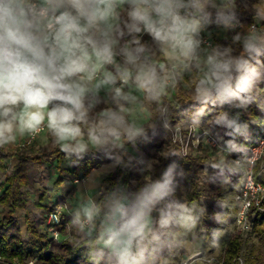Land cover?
Here are the masks:
<instances>
[{
	"label": "clouds",
	"instance_id": "9594fccd",
	"mask_svg": "<svg viewBox=\"0 0 264 264\" xmlns=\"http://www.w3.org/2000/svg\"><path fill=\"white\" fill-rule=\"evenodd\" d=\"M260 5L0 0V147L44 128L70 162L90 153L111 162L79 182L70 209L72 227L87 242L89 264H170L175 253L199 247L195 237L207 209L177 197L185 173L176 162L154 179L158 161L141 160L144 177L135 190L117 185L105 191L102 181L115 167L129 165L130 146L149 141L150 133L178 131L167 94L185 84L194 106L188 124L199 127L220 109L204 129L206 136L224 129L210 140L218 156L208 167L221 177L247 169L250 159L239 141L248 139L249 123L223 109L247 110L264 85ZM241 8L251 12V24L240 21ZM213 26L231 34L228 42H213ZM144 110L152 113L147 122L139 118ZM233 154L238 158L229 159ZM209 236L218 246L221 233L214 229Z\"/></svg>",
	"mask_w": 264,
	"mask_h": 264
},
{
	"label": "trees",
	"instance_id": "16d2710c",
	"mask_svg": "<svg viewBox=\"0 0 264 264\" xmlns=\"http://www.w3.org/2000/svg\"><path fill=\"white\" fill-rule=\"evenodd\" d=\"M262 2L261 0V4ZM238 17L245 25L253 22V16L243 8L240 9ZM185 93H187L185 90L179 88L175 102L172 104L173 123L182 122L186 117L185 113L191 114L194 111L193 97L191 94ZM219 110L213 109L203 117L201 126L209 125L212 116ZM223 110H227L233 115L239 112L240 120L249 123L248 139L239 141L246 145V149L256 146L264 138V85L259 87L256 102L252 103L247 110L229 109L227 106ZM212 131L216 135L223 136L224 134V129L214 128ZM158 137V132L155 135L150 133L149 141L140 143L136 147L150 156L157 149ZM224 139H228V137H224ZM168 143V156L167 158L159 157V162L163 164L160 169L159 167L156 169L152 175L153 178H159L162 167L164 169L170 163L176 162L185 173L183 178L188 181L189 187L184 199L200 201L207 209V216L197 232L203 239V246L205 247L210 243L209 234L212 230H218L221 233L218 245L221 247L223 264H240L241 251L244 245L243 237L241 234L226 230V225L234 223L237 210L236 192L240 189L242 173H225L226 178L218 176L215 170L208 167L210 162L214 161L210 157L183 155L179 151L178 145L174 144L172 140ZM7 158H15L17 163L5 172L6 181L0 184V209L3 213V216L0 217V256L7 262L18 260L23 264H26L25 261L29 258H36V264H89L86 255L87 242L81 235L76 234L72 239L60 243L46 239L44 226L47 217L51 211L57 208L59 203L49 205L45 201H51L59 195L62 184L70 174L73 177H78L80 174L85 177L94 169H98L110 161L102 154L90 153L83 160L72 163L70 172L60 171V176L51 188L41 190L35 187L30 174V166L34 164L42 169L44 160L47 159L56 160L60 166L67 158L59 148L33 155L23 152L4 153L0 150V162ZM125 160L129 161L126 158ZM130 166L131 161L127 167L119 166L113 173L108 174L104 181L107 184L105 191L117 185L135 190L143 179H139L138 185L135 187L133 181L136 177ZM202 173L208 174L207 177L200 178ZM178 191L179 189L176 192L177 197H179ZM217 202L225 204L226 207L221 209ZM19 210L23 211L26 219L25 234H22L16 216ZM217 213L221 214L216 217L221 221L220 223H217L216 219L213 218ZM67 224L71 225V217L64 215L63 226L60 229L65 231ZM252 226L255 234L259 237L261 247H264V211L252 212ZM214 250L213 246L211 251ZM258 257L253 255L252 259H248V264H264V261L257 262ZM260 258L262 259L261 256ZM0 264L5 263L0 262Z\"/></svg>",
	"mask_w": 264,
	"mask_h": 264
},
{
	"label": "rangeland",
	"instance_id": "374dc122",
	"mask_svg": "<svg viewBox=\"0 0 264 264\" xmlns=\"http://www.w3.org/2000/svg\"><path fill=\"white\" fill-rule=\"evenodd\" d=\"M261 10H264V0H262ZM248 14L252 15L250 11L246 10ZM212 32V37L216 38V42L220 43H226V37L228 36L230 39V33H224L222 30L213 27L210 29ZM145 40L148 39L147 36L144 37ZM179 88L182 90H185L187 93L185 94H191L187 84L182 85L181 87H178L177 89L174 90V93L172 95V92L167 94V99L171 102V105L175 102V98L177 96V92L179 91ZM189 92V93H188ZM193 97V96H192ZM143 113V114H142ZM142 114V115H141ZM186 116V113H185ZM139 118L144 120V121H149L152 118V113L148 112L147 110H144V112H141L139 114ZM174 126L178 129V131L173 135V134H164L162 131H158V140L156 143V150L149 156L147 154H140L138 156H129L131 159V170L134 172V175L136 179L133 181L134 186L136 187L138 185L139 179H143L144 173L140 171V168L142 165L139 163L141 160H148V159H153L157 160L158 163L154 165V170L152 172V175L155 173L156 169L162 166L163 163L159 162V157H166L168 156V146H169V141L172 140V142L176 145H178L179 151L183 155H204L207 157H210L212 160H216L218 156V151L216 147H213L208 144L206 138H202L205 135L204 129L208 128L209 125L205 126H199L197 127L196 132H190L189 131V126L191 124H188L186 121V117L182 120L180 123H173ZM203 135V136H202ZM212 135L216 137V133L212 131ZM35 141H33L31 144H33ZM26 144L25 146L31 145L27 143V140L25 141ZM231 159V157H229ZM63 167H66V164L63 165ZM163 168V167H162ZM161 168V172L164 171V169ZM31 175L32 179L35 183V187L38 189H45V188H51L53 183L58 177V170L56 163L53 161L51 162H46L44 170L40 173L36 166L32 165L31 166ZM208 174H201L200 178H206ZM78 178L73 177L72 175H69L66 177V180L60 189V192L56 198L53 200L49 201L46 200V204H54V203H64L66 205L67 212L65 213L66 216L71 217L70 215V209L72 206H74L76 202V198L79 195L78 189H79V182L83 181L84 179H79V182L76 183L75 181ZM188 181L186 178L180 179L179 184L177 187L178 194L180 199H184L186 197V192L188 190ZM241 186V184H240ZM238 192V191H237ZM236 192V194H237ZM181 194V196H180ZM178 197V198H179ZM2 211H0L1 213ZM18 217V214L16 215ZM24 216V215H22ZM21 222H23L21 220ZM19 223V219H18ZM20 226V224H19ZM63 226V225H62ZM20 230L22 234H25L26 227L21 226ZM226 230L235 233V234H241L243 237V248L241 251V258H240V264H248V259H252L253 255L259 256L257 262L259 263L264 261V247H261L259 243V237L255 234L253 226L248 232L242 233L238 230V228L235 226L234 223H228L226 225ZM63 234H69L70 239L73 238L74 235H80L75 228L72 227V225L67 224L65 226V231H63ZM196 239H198L201 243L203 241L202 237L196 234ZM67 239V240H70ZM65 240V241H67ZM64 242V241H62ZM60 243V242H59ZM215 248L214 251H211L212 248ZM220 245L215 246L212 245L211 243H208L207 246L204 247V249L198 250V247L195 249L191 250H184V251H179L175 253L170 261V264H184V263H193V264H223V258L221 257V252H220ZM262 257V259L260 258ZM247 261V262H246ZM254 264V263H253Z\"/></svg>",
	"mask_w": 264,
	"mask_h": 264
},
{
	"label": "built area",
	"instance_id": "2783aa9c",
	"mask_svg": "<svg viewBox=\"0 0 264 264\" xmlns=\"http://www.w3.org/2000/svg\"><path fill=\"white\" fill-rule=\"evenodd\" d=\"M211 39L213 42H216V38L211 36ZM174 90L172 91V95ZM44 131L45 129L42 128L35 136H28L27 143L31 144ZM189 131L191 133L196 132L197 126L190 125ZM202 138H206L208 144L215 147L213 143H210V140L215 139V136H204ZM237 158L238 154H233L231 157L232 160ZM247 158L250 159V164L242 173L243 178L241 186L236 194L237 210L234 216V224L242 233L248 232L252 227V212L264 211V138L256 146H252L247 149ZM79 179L81 178H78L75 182L78 183ZM66 212V205L64 203H60L54 211L49 213L44 226L46 239L53 242H62L70 239V235L63 234V231L60 229L63 225V216ZM29 260H35V262L37 261L36 258H29L25 261V263L27 264ZM0 262L5 264H23L18 260L7 262L1 256Z\"/></svg>",
	"mask_w": 264,
	"mask_h": 264
},
{
	"label": "crops",
	"instance_id": "0c3cea01",
	"mask_svg": "<svg viewBox=\"0 0 264 264\" xmlns=\"http://www.w3.org/2000/svg\"><path fill=\"white\" fill-rule=\"evenodd\" d=\"M27 139H28V136L18 137L17 142L15 144H13V145H5L4 147H0V150H2L4 153H12V154H15L17 152H23V153L28 154V155H33V154H41L43 152H49V151H51L54 148H59L53 142L52 138L49 136V134H48V132H47L46 129H45V131L42 134H40L38 136V138L35 140V142L33 144L28 145V146H25L26 144H24V143H25V141ZM140 154H145V153L142 152L141 150H139L137 147H134L133 148V147L130 146L129 147V152H128V154H127V156L125 158L129 160V156H135V155L138 156ZM51 161H53L54 163H56L57 170H58V174H59L58 177L60 176V171H62V170L63 171L70 172V168L72 167V162H70L68 159H65L64 162L60 166H58L56 160H48V159L47 160H44V164H43L42 169H39L34 164H32V165L36 166L37 170L41 173L44 170L45 163L46 162H51ZM130 161H131V159H130ZM16 163H17V160L15 158H7L4 161L0 162V166L2 165V168H0V184H2L3 182L6 181L5 172L8 171L10 168H12ZM110 163L111 162H108L107 164L103 165L102 167H100L98 169H101V168H103L105 166H108ZM64 164H66V167H63ZM31 166H30V174H31ZM116 169H117V167H115L114 169H112L108 174L113 173ZM94 170H96V169H94ZM107 175L104 176L103 181H102V184H103L104 189H106V187H107V184L104 182L105 179H106V177H107ZM85 177L80 174L76 178L84 179ZM63 184H62V186H63ZM62 186H61V188H62ZM0 211H2V210L0 209ZM17 214H18V219H19L20 227L21 226L27 227V225H26V219H25L24 216H22V215H24L23 211L22 210H19L17 212ZM0 216L1 217L3 216V213L2 212L0 213ZM21 220L23 222H21ZM202 248L204 249L203 241H201V243H200V245L198 247V250H201L202 251L203 250Z\"/></svg>",
	"mask_w": 264,
	"mask_h": 264
}]
</instances>
